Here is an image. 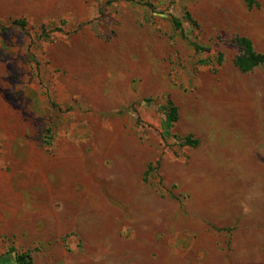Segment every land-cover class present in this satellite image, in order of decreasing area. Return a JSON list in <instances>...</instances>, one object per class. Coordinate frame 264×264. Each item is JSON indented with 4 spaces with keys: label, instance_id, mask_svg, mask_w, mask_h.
Listing matches in <instances>:
<instances>
[{
    "label": "rangeland",
    "instance_id": "1",
    "mask_svg": "<svg viewBox=\"0 0 264 264\" xmlns=\"http://www.w3.org/2000/svg\"><path fill=\"white\" fill-rule=\"evenodd\" d=\"M238 36L264 53V0H0V255L264 264V67Z\"/></svg>",
    "mask_w": 264,
    "mask_h": 264
},
{
    "label": "trees",
    "instance_id": "2",
    "mask_svg": "<svg viewBox=\"0 0 264 264\" xmlns=\"http://www.w3.org/2000/svg\"><path fill=\"white\" fill-rule=\"evenodd\" d=\"M248 8L256 5V0H244ZM176 28H180V23L172 19ZM21 22V25H24ZM238 48L239 52L233 59L234 65L242 73H247L259 66L264 67V53L257 51L251 40L244 36L235 37L232 41ZM166 124L171 126L178 120L177 108L169 103L165 107ZM185 143L188 145H196L197 140H192L190 137L185 138ZM0 264H32V257L29 252H18L13 247H9L7 251L0 255Z\"/></svg>",
    "mask_w": 264,
    "mask_h": 264
}]
</instances>
